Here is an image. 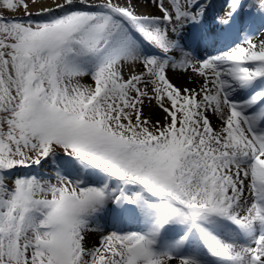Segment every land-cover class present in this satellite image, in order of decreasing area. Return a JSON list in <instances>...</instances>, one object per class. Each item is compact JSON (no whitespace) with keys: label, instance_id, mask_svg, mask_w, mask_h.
<instances>
[{"label":"snow or ice","instance_id":"6c2138e0","mask_svg":"<svg viewBox=\"0 0 264 264\" xmlns=\"http://www.w3.org/2000/svg\"><path fill=\"white\" fill-rule=\"evenodd\" d=\"M0 5V264H264V0Z\"/></svg>","mask_w":264,"mask_h":264},{"label":"rangeland","instance_id":"374dc122","mask_svg":"<svg viewBox=\"0 0 264 264\" xmlns=\"http://www.w3.org/2000/svg\"><path fill=\"white\" fill-rule=\"evenodd\" d=\"M29 2H30V0H29ZM97 2H99V0H97ZM255 2H256V0L246 1V4L255 3ZM2 8H4V7L2 5H0V9H2ZM32 11H36V10H32ZM10 14H12V15H16V14L17 15H22V14H24V10L23 9H19V10L15 11V12H11ZM220 14L222 15L223 11H221ZM210 21H211V17L209 16L207 23H210ZM260 23H261L260 17L256 16L255 17V24L253 25V27L255 28V32L252 34V38L254 40L264 39L263 38L264 37V29H261ZM236 42L239 43L240 41L237 40ZM232 46L233 45L231 43L228 44V47H232ZM221 49L225 50L223 47ZM206 55H211V54H206ZM137 70H139V69H137ZM81 83L82 84H86V82H81ZM91 83H92V81L90 80L89 84H91ZM184 87L195 88L197 86H195V87L184 86ZM144 113H145V115L149 116L154 122L156 120H159V121H161V123H163L164 113L162 112V110H160L155 105V102H153L151 105L146 103L145 106H144ZM213 124L215 125L214 120H213ZM54 171L55 170L53 168L49 167L48 165H45L44 167L39 168V169L22 170V174H32V173L35 172V173L39 174L41 179L52 178L53 182H55ZM93 227H95V226H93ZM113 230H116V231H133V230H138V225L135 226V227H127V225H124V223H123V224H119V226H116L115 228H113L110 224H108L106 226V231H105L106 233L105 234H107V232H110V231H113ZM86 243L89 246L88 238H86Z\"/></svg>","mask_w":264,"mask_h":264},{"label":"bare ground","instance_id":"6f19581e","mask_svg":"<svg viewBox=\"0 0 264 264\" xmlns=\"http://www.w3.org/2000/svg\"><path fill=\"white\" fill-rule=\"evenodd\" d=\"M30 2H29L30 9L37 10V8L40 6L41 3L50 2V0H36L35 3H33L32 0H30ZM119 2L120 3H123V0H119ZM213 3L215 5V8L213 9V11L219 12V14H220L221 11H224V9L226 7V0H213ZM138 10L140 12H154L155 11V9H153L150 6L149 7H141ZM15 11H17V10H8L6 8L5 9L2 8V9H0V15H4V16H7V17H11V16H23L24 15V14H22V15H17V14L16 15H12V14H10L11 12H15ZM221 48H222V45H219V43H217L215 45V47L210 48L208 50H204L203 51V55L213 54V53H215L216 50H221L222 51ZM125 71H127V67L125 68ZM170 76H171V79L175 82V84L177 86H182V85H183L182 87H184V86H190V87L198 86V80L195 77H193L190 72H188V73H180V74L170 73ZM90 80L91 79L89 77H84L81 80V82H86V84H89L90 83ZM213 120H214V123L215 124L218 123V121L214 117H213ZM106 226L107 225H105V228H106ZM135 226L136 225L131 224V227H135ZM100 235H101L100 232H95V231L94 232H90L87 235L88 242H89V247H95V246H97L99 244V242H100Z\"/></svg>","mask_w":264,"mask_h":264}]
</instances>
